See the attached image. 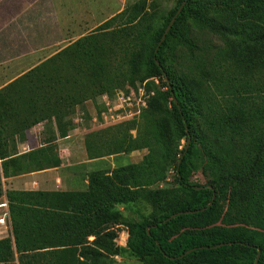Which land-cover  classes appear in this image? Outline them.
Masks as SVG:
<instances>
[{"label":"trees","instance_id":"16d2710c","mask_svg":"<svg viewBox=\"0 0 264 264\" xmlns=\"http://www.w3.org/2000/svg\"><path fill=\"white\" fill-rule=\"evenodd\" d=\"M145 9L134 5L120 27L114 17L0 90V200L11 228L0 264H113L126 254L144 264H254L258 250L264 264V0H178L164 23ZM137 86L147 101L136 135L104 129L84 145L89 160L146 151L139 163L88 174L83 192L3 193L8 164L17 174L59 165L46 148L6 162L13 126L54 118L63 139L71 123L59 119ZM193 161L205 185L187 182ZM170 172L175 187L160 188ZM119 226L124 247L114 242Z\"/></svg>","mask_w":264,"mask_h":264},{"label":"crops","instance_id":"0c3cea01","mask_svg":"<svg viewBox=\"0 0 264 264\" xmlns=\"http://www.w3.org/2000/svg\"><path fill=\"white\" fill-rule=\"evenodd\" d=\"M124 2L125 0H0V90L54 57L68 46V41L71 44L77 41V29L83 31L99 28L102 23L113 19L123 10L121 3ZM117 5L120 8L118 13L114 11ZM69 28L76 31L71 36ZM62 44L67 45L54 50ZM77 109L81 110L77 107L72 116L58 121L60 124L71 123V129L63 139L59 138L54 118L41 122L28 131L12 127L19 134L14 133V137L7 138V145L3 148L9 156L6 162L46 148L49 149L51 160L59 165L47 170L17 174L11 164H8L5 177L1 175L4 194L83 192L88 183V174L109 171L117 166H125L124 163L130 161L134 153L129 156L89 160L83 150L85 136L104 129L95 127V118L92 119L95 123L92 128H79L78 123L84 119L76 116ZM79 129L82 131L81 135L75 137L74 134ZM0 211L4 212L0 220L5 218L10 222L4 197L0 200ZM6 237L3 229L0 240Z\"/></svg>","mask_w":264,"mask_h":264},{"label":"rangeland","instance_id":"374dc122","mask_svg":"<svg viewBox=\"0 0 264 264\" xmlns=\"http://www.w3.org/2000/svg\"><path fill=\"white\" fill-rule=\"evenodd\" d=\"M140 2L145 3L146 11H149L155 15V17L157 18V23H164L167 15L176 6L178 0H125L124 4L121 3V6H124L123 10L119 14L115 15L116 20L112 23H116V24L113 25V27H116V26L120 27L119 26L120 23H124L127 20V17L129 16L128 13L131 11L132 7ZM119 10L120 8L117 5L114 11L118 13ZM102 24H105V23H102ZM97 29L98 27L94 29L88 28L83 31H81V29H77L78 31L76 32L73 28H69L70 30L69 33L72 32V34H70L69 36L73 35L76 32V34H78L79 36L78 38L80 39L82 37L92 34ZM200 36L205 41H207V43L209 44V47L211 48L220 45V42L217 39L208 37V34H204ZM78 38H75V39H78ZM69 42L70 41H68V45L71 44V42L70 43ZM66 45L67 44H62L60 46H57V48H54V50L55 51L59 50L61 46H66ZM176 54H178V51L176 52ZM104 97L98 98L95 102H87L81 110L77 109L76 116L82 120L84 119L81 123H78V127L84 128V130H85V126H88V128H92L93 125L95 124L92 122V119L95 118L97 121V123L95 124L96 125L95 127H99L101 129H112V130L116 128L129 129L130 133L135 136L137 133V126L139 125V118L141 116L140 114L142 110L145 108L144 106L146 105V101H147V96L144 90V86H137L136 90L130 91L129 95H126L125 93L123 94L117 93L112 98L106 97V100L103 99ZM105 102H107V104L109 105V109L111 111L110 113H108L107 108H105V105H104ZM103 114H105V116H102ZM104 117H106V120H108L107 124H105L106 122L104 123V120H103ZM81 132L82 131L79 129L77 133L74 134V136L76 137V136L81 135ZM89 134H87L85 137H87ZM184 146H185V142L183 141L181 143V147H184ZM83 150L84 152H86L85 145H84ZM145 154H146V151L134 153L131 159H129L130 161L124 164L129 165V164L139 163ZM202 166H203L202 162L193 161V165L190 166L191 171L185 176L189 184L191 185H205L206 184V179L202 172ZM173 177H174L173 173L170 172L167 175L166 183L161 184L160 188L172 189L173 187H175V184L173 182L174 181ZM230 191L231 189H227L222 195L219 196L218 198L219 204H221L222 207H225L226 202L231 199L232 191L231 192ZM118 209L120 212L124 213V215L128 217L129 219L134 218L133 211H124L121 207ZM2 213L4 212L0 211V217L2 216ZM2 228L4 229V237H6V235L7 237H9L11 228H10V222L8 221V219L6 220L5 225H0V232H3ZM115 231H116L115 241H114L115 244L118 247H124L123 239L124 237H126L127 239V228L124 226H119V228L115 229ZM88 241H92V238H89ZM113 264H144V263L126 254L122 257H115ZM148 264H151V260L149 261Z\"/></svg>","mask_w":264,"mask_h":264},{"label":"water","instance_id":"95a60500","mask_svg":"<svg viewBox=\"0 0 264 264\" xmlns=\"http://www.w3.org/2000/svg\"><path fill=\"white\" fill-rule=\"evenodd\" d=\"M184 5H185V3L182 4V6L180 7V9H179L178 12L176 13V15H175V16L173 17V19L171 20L170 24H169L168 27L166 28V30H165V32H164L162 38H161V41L159 42V45H158V46H160V45L162 44V42L164 41V39H165L167 33H168L169 30L171 29L172 25H173L174 22H175L176 17H177L178 14L181 12V10H182V8H183ZM166 81H167V80H166ZM167 83H168V82H167ZM189 142H190V141L188 140V141H187V144H186V149H187L188 146H189ZM197 189H199V188H197ZM213 199H214V198H213ZM186 214H191V213H186ZM175 217H176V215L172 216V218H175ZM259 256H260V251L258 250V254H257V257H256V259H255V263H254V264H257V263H258Z\"/></svg>","mask_w":264,"mask_h":264},{"label":"built area","instance_id":"2783aa9c","mask_svg":"<svg viewBox=\"0 0 264 264\" xmlns=\"http://www.w3.org/2000/svg\"><path fill=\"white\" fill-rule=\"evenodd\" d=\"M103 99L106 100V97H104ZM104 105H105V108H107V112L110 113L111 111L109 109V105L107 104V102H105ZM102 116H105V114H103ZM103 120H104V123L106 122L105 124L108 123V120H106V117H104ZM4 217H6V215ZM5 222H6L5 218L4 219H1L0 220V225H5Z\"/></svg>","mask_w":264,"mask_h":264}]
</instances>
